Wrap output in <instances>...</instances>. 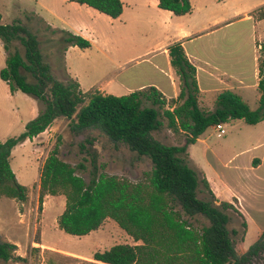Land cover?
I'll return each instance as SVG.
<instances>
[{"label": "trees", "instance_id": "1", "mask_svg": "<svg viewBox=\"0 0 264 264\" xmlns=\"http://www.w3.org/2000/svg\"><path fill=\"white\" fill-rule=\"evenodd\" d=\"M111 18L122 13L121 0H74ZM161 9L174 15L191 11L189 0H158ZM264 18V6L258 12ZM65 46L85 49L90 42L81 35L61 30ZM0 40L5 65L0 79L10 93L21 91L41 104L38 114L16 137L0 141V197L25 201L26 186L13 173L9 159L14 146L44 132L57 118L68 119L74 132L88 128L102 130L111 140L122 142L139 156H146L151 169L132 181L118 175L94 173L89 182L76 168L58 157L55 146L41 162L38 172V201L44 195L62 194L65 208L57 219L65 233L82 236L98 229L107 218L124 230L135 244L120 243L95 252L92 258L103 264H248L264 252V229L248 248L235 242L238 230L228 228L231 214L241 213L227 201H218L205 176L189 164L188 146L218 123L242 119L255 125L264 119V59L258 60L257 103L250 109L232 89L219 91L212 109L200 106L195 67L180 42L167 47L170 65L181 88L176 98L166 100L154 86L122 95L99 90L83 92L68 76L58 80L43 61L36 36L19 21L3 23ZM19 42L23 54L17 46ZM259 48L264 52V41ZM164 125L185 134L182 145L165 144L153 133ZM205 198L198 197V192ZM16 245L0 240V262L13 259Z\"/></svg>", "mask_w": 264, "mask_h": 264}, {"label": "rangeland", "instance_id": "2", "mask_svg": "<svg viewBox=\"0 0 264 264\" xmlns=\"http://www.w3.org/2000/svg\"><path fill=\"white\" fill-rule=\"evenodd\" d=\"M248 7H253L254 26L251 21L238 20L230 27L214 33L203 40L205 42L233 45L236 55L241 56V67L247 70L252 65L256 50V67L259 75L258 60L264 59V52L258 44L264 41V18L257 17L258 10L264 6V0H243ZM150 10V9H149ZM72 15L63 0H0V16L3 23L19 21L31 33L39 44L43 61L50 67L51 73L58 80L65 81L68 76L80 81L84 92H89L98 85H103V76L111 71L106 80L111 85L135 86L140 83L163 78L155 59L148 57L140 60L142 52L153 46L158 38L154 23L145 20L133 22L126 18L122 21L95 20L99 29L108 38L106 55L100 57L96 50H77L70 52L67 61L63 55L65 42L64 19ZM219 45V46H220ZM23 54V48L17 42ZM80 49V48H79ZM140 61L122 67L127 57ZM100 57V58H99ZM5 65V52L0 41V69ZM157 65V66H156ZM68 66L75 71L71 73ZM177 79L178 76L173 72ZM105 82V81H104ZM181 88V83H179ZM250 109L258 107L257 90L254 87H242L238 90ZM126 94V92H122ZM41 104L33 96L16 91L10 93L7 84L0 79V141L19 136L25 124L39 112ZM264 120V119H263ZM69 120L57 118L36 139H26L14 146L10 153V167L16 180L26 186L25 201L5 196L0 197V240L14 243V258L1 261L0 264H103L95 261V252H102L114 244H135L133 239L112 219H105L98 229L82 236L65 233L58 227L57 219L65 208L62 194L44 195L42 203L38 201V172L41 162L56 146L58 157L76 168V174L89 182L94 173L118 175L132 181L143 178L151 169V162L146 156H139L122 142L111 140L102 130L88 128L74 132L68 125ZM226 133L217 135L213 128L207 130L200 140L188 146L189 164L199 171L211 172V167H223V163L237 155L248 156L264 150V121L248 125L243 120L235 119L225 123ZM153 136L165 144L182 145L185 134L174 133L164 125ZM203 139V140H202ZM262 143L261 147H252ZM259 148V149H258ZM202 172V171H201ZM218 181V180H217ZM198 197L205 198V193L198 192ZM250 202V199L248 200ZM252 212L264 214V195L251 200ZM249 225L243 234L242 217L231 214L228 228H235L238 234L235 242L248 248L254 243L261 231ZM248 264H264V252Z\"/></svg>", "mask_w": 264, "mask_h": 264}, {"label": "crops", "instance_id": "3", "mask_svg": "<svg viewBox=\"0 0 264 264\" xmlns=\"http://www.w3.org/2000/svg\"><path fill=\"white\" fill-rule=\"evenodd\" d=\"M63 1L72 13L69 18L64 19L65 28L63 29L87 39L90 46L82 50L89 49L90 52L96 50L100 53V57H104L103 53L106 55L107 48L105 46L108 38L99 29L95 20L122 21L127 15V19L133 22L137 20H145L149 24L153 22L158 31V38L153 46L141 53L142 58L140 60H147L148 57L146 56L155 59L160 67V72L163 73V78L160 77L135 86L123 84L112 86L111 80H106L111 74L109 71L103 76L102 83L104 84L94 88L102 93L122 95V92L129 93L152 85L161 92L166 100L176 98L180 91V80L173 74L174 70L170 65L167 49L169 45L175 42L182 44L188 60L195 67L197 84L201 93L200 106L212 109L216 94L223 89H232L236 93L242 87H254L257 90L259 80L256 67L257 44L252 65L247 70H243L241 56L240 53L236 55L235 46L214 43L208 45L209 42L203 40L205 37L234 25L238 20L251 21L253 28L255 24L253 15L250 13L253 12V7L249 8L243 0H189L191 11L184 15H174L169 10L161 9L158 6V0H121L123 4L122 13L114 19L74 0ZM76 49L81 50L76 46L66 47L63 52L65 61H67L70 52L76 51ZM126 60L121 65L122 67L140 61L131 56H128ZM68 69L74 75L76 74L71 67L68 66ZM76 81L84 92L80 81ZM231 121L233 120L229 122ZM203 134L195 142L200 140ZM34 138L36 139V136L32 139ZM261 144H256L252 150H256L258 146L260 148ZM201 171L216 199L232 203L243 216L246 228L249 225L248 218L250 217L253 220V225L259 228L258 233L264 229V214L257 210L253 213L249 212L250 207L253 208L251 200L264 195V150L242 158H237L235 155L223 163V167L218 169L211 167L213 174L207 170L202 169Z\"/></svg>", "mask_w": 264, "mask_h": 264}, {"label": "built area", "instance_id": "4", "mask_svg": "<svg viewBox=\"0 0 264 264\" xmlns=\"http://www.w3.org/2000/svg\"><path fill=\"white\" fill-rule=\"evenodd\" d=\"M217 135H222L225 133L224 123H218L214 126Z\"/></svg>", "mask_w": 264, "mask_h": 264}]
</instances>
